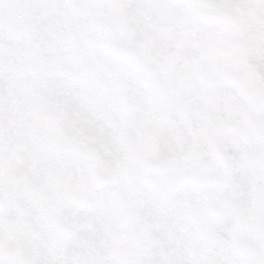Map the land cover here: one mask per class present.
<instances>
[{
	"label": "snow or ice",
	"instance_id": "snow-or-ice-1",
	"mask_svg": "<svg viewBox=\"0 0 264 264\" xmlns=\"http://www.w3.org/2000/svg\"><path fill=\"white\" fill-rule=\"evenodd\" d=\"M0 264H264V0H0Z\"/></svg>",
	"mask_w": 264,
	"mask_h": 264
}]
</instances>
